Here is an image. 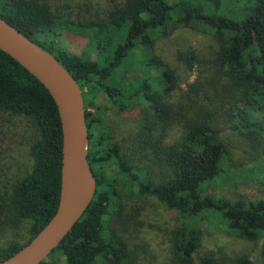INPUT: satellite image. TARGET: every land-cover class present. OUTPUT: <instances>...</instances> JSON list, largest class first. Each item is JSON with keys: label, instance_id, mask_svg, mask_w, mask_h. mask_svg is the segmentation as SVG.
I'll return each mask as SVG.
<instances>
[{"label": "trees", "instance_id": "trees-1", "mask_svg": "<svg viewBox=\"0 0 264 264\" xmlns=\"http://www.w3.org/2000/svg\"><path fill=\"white\" fill-rule=\"evenodd\" d=\"M0 19L74 79L85 114L94 195L40 264H58L54 252L64 264H135L128 236L143 225L147 196L192 220L213 210L228 234L261 245L257 263L250 252L199 255V236L182 225L169 234L170 264H264V195L206 191L223 166L237 172L264 160V0H0ZM178 27L208 28L211 45L177 43L169 61L155 56ZM62 33L87 40L93 57L63 48ZM98 95L117 122L89 111ZM226 131L246 147L242 157L228 151ZM60 159L53 100L0 51V261L53 216Z\"/></svg>", "mask_w": 264, "mask_h": 264}, {"label": "rangeland", "instance_id": "rangeland-1", "mask_svg": "<svg viewBox=\"0 0 264 264\" xmlns=\"http://www.w3.org/2000/svg\"><path fill=\"white\" fill-rule=\"evenodd\" d=\"M235 7L239 6L236 4ZM214 12L226 13V10L221 8L218 11L214 10ZM209 33L210 30L208 28H175L167 39H160L156 42L152 53L164 61H169L171 59L170 50L175 48L177 43H186L194 46L199 51H205L211 45ZM56 40L63 48L80 55L84 59L90 58V56L93 57L90 45L86 46L87 40L66 33H62ZM193 76V74L190 76L189 81L193 79ZM106 102L105 97L98 95L95 99L96 108L89 109V111H94L99 115L102 112V106ZM99 116L109 122L118 121V115L112 108H108ZM174 134L172 131L171 139ZM221 137L229 146L228 151L233 154V157H242L246 147L236 136H232L229 131H226ZM242 169L243 171L245 170L244 173L243 171L236 172L223 166L222 173L208 183L206 188L209 190L206 189V191L213 189L217 195H224L227 198H231V193L243 199L264 195V160L259 161L256 165L245 164ZM232 182L236 185L233 190L228 188V183L231 184ZM138 206H141L139 219L143 225L139 229L140 231L133 230V233L128 236L132 245L137 248L135 251V264H170L169 234L182 225L187 228L188 232L196 233L199 236V255L215 250L222 251L228 255L247 254L250 252L257 263L261 245L249 243L228 234L226 226L219 219L217 212L213 210L207 211L198 220H192L176 212L167 211L151 196L143 197ZM49 257L55 259L58 264H64L65 262L64 257L58 252L52 253Z\"/></svg>", "mask_w": 264, "mask_h": 264}, {"label": "water", "instance_id": "water-1", "mask_svg": "<svg viewBox=\"0 0 264 264\" xmlns=\"http://www.w3.org/2000/svg\"><path fill=\"white\" fill-rule=\"evenodd\" d=\"M0 51L7 54L47 90L61 130L59 196L45 226L0 264H40L82 215L95 191L87 164V132L81 92L74 79L46 52L0 19Z\"/></svg>", "mask_w": 264, "mask_h": 264}]
</instances>
